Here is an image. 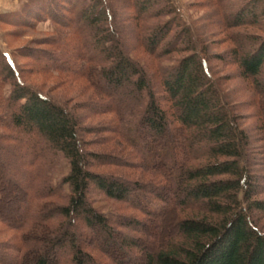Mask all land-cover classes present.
<instances>
[{
	"label": "trees",
	"instance_id": "trees-1",
	"mask_svg": "<svg viewBox=\"0 0 264 264\" xmlns=\"http://www.w3.org/2000/svg\"><path fill=\"white\" fill-rule=\"evenodd\" d=\"M30 1L62 30L79 34L78 57L86 65L76 70L108 103L104 112L119 120L112 130L119 140L110 153L88 149L84 135L93 128L75 109L25 83L0 51V80L10 86L0 97V222L17 234L0 244V264H102L95 251L114 264H264V200L258 197L264 175L254 167H264V155L256 163L257 147L173 2L131 0L130 28L110 0ZM219 1L224 10L234 2L222 16L236 30L230 58L264 96V0ZM62 2L69 18L57 13ZM132 42L158 63L155 73L131 55ZM176 53L183 55L161 65ZM259 105L264 132V98ZM48 153L68 165L61 181L68 186L66 203L44 196L32 206L37 189L49 184L37 172L55 163L43 162ZM105 165L131 173L95 170ZM94 192L137 207L147 220L107 218L93 206ZM11 200L14 207L7 206Z\"/></svg>",
	"mask_w": 264,
	"mask_h": 264
},
{
	"label": "rangeland",
	"instance_id": "rangeland-1",
	"mask_svg": "<svg viewBox=\"0 0 264 264\" xmlns=\"http://www.w3.org/2000/svg\"><path fill=\"white\" fill-rule=\"evenodd\" d=\"M110 1L114 3V6L119 11L120 17L128 18L125 19L126 26L134 28L133 21H131L132 18H130L133 12L130 5L131 0ZM171 1L178 10L179 21L193 29L194 38L207 51L206 58L213 76L219 79L221 88L236 108L241 126L250 135L253 146L257 147L253 150V155L256 160L258 159L256 161L258 163L263 159L264 155L263 148H259L264 145L262 141L264 132L259 129L261 125L259 102H261V97L264 98V96H260L254 91L251 81L240 75L238 66L230 58V51L234 46L230 35L236 30L226 28L222 16L227 11L228 5L234 2L226 0L227 2L224 3L226 8L224 10L220 8L219 0ZM32 3L34 1L0 0V51L20 71L21 78L25 83L35 86L41 93L62 105L75 109V112L81 117L82 123L87 127L93 128L92 132L84 135V138L90 141L87 146L88 149L98 153H110L113 150V146L116 145L114 143L119 140L117 133L112 131L116 130L119 120L114 114L104 112V109L108 107V103L101 101L98 92L87 83L82 74L83 72L76 70L77 66L81 68L86 65L78 57L82 54V51L77 49L81 42L79 34L73 32V29L69 32L64 29L65 33L62 32L64 30L55 25L51 18L40 10L41 5L33 6ZM42 8L45 11L46 6L42 4ZM58 8V15L69 18L70 14L67 11L69 4L62 2V6ZM130 48L131 55L145 65L150 73H155L158 63L154 62V59L136 42H132ZM64 51L66 55L62 57L61 54ZM181 55L183 54L176 53L169 56V58H164L161 60V65L168 67ZM217 55L218 57H216ZM65 57L67 58L65 59ZM9 89V84H4L0 80L1 98L4 99L7 96ZM94 129H96L95 132ZM4 132L0 128V133ZM31 158L33 156H29V159ZM44 158L47 159L43 161L44 163L55 160L52 153H48ZM33 159L30 161H33ZM39 162L38 160L35 164L28 163L27 165L33 167ZM2 163L0 161V164ZM41 166L38 167L37 172L40 175L42 174V176L44 175V177L46 175L49 178V184L47 189H37L40 193L38 196L32 197L31 205L37 206L42 203L43 200L41 198L44 196L46 201L57 204L66 203L68 186L61 182L68 170L66 161L59 157V161L55 160V163L48 169L45 170L44 167L41 169ZM254 167L256 173L262 177L264 175V167L261 166L262 168H260L258 164ZM29 170L32 171L33 168ZM95 170L102 173L124 174L125 177L128 173H131L129 170L111 165L97 167ZM146 177H149L148 173ZM15 181L17 184L22 183L17 177ZM259 181L264 186V181ZM21 185L23 186V184ZM49 189L51 194L47 195ZM258 197L264 200V193ZM132 199L136 202L139 201L138 197H132ZM90 200L97 210L113 221L127 218H135L139 221L147 220L143 212L129 203L116 202L95 192L91 193ZM8 203L10 204L7 206L14 207L15 205V201L12 200ZM150 208L153 210L156 208V204ZM261 223L264 227V217H262ZM146 225L149 228L150 224ZM122 229L123 232L142 236L141 232L134 233L128 229ZM16 235L13 229L0 222V244H7V241L14 240ZM93 254L98 259V262L102 264H114L107 255L105 256L97 251ZM118 258H120V253ZM124 261L126 264L130 262L128 260Z\"/></svg>",
	"mask_w": 264,
	"mask_h": 264
}]
</instances>
